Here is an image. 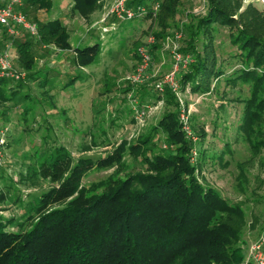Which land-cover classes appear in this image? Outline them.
<instances>
[{
	"label": "rangeland",
	"instance_id": "1",
	"mask_svg": "<svg viewBox=\"0 0 264 264\" xmlns=\"http://www.w3.org/2000/svg\"><path fill=\"white\" fill-rule=\"evenodd\" d=\"M13 1L0 0V4ZM20 1L15 6L30 21L61 20L72 47L41 42L39 34L33 36L22 28L17 36L7 32L10 37L6 39L0 26V41L12 43L13 67L26 73L24 79L9 82L17 88L14 98L0 102L2 121L10 127L6 160L0 169V220H12L9 229L30 228L39 213L35 205L41 194L57 184L37 173L42 153L62 144L75 160L97 159L124 143L129 146L136 142L165 113L176 111L181 129L193 142L191 161L200 182L218 189L246 212L242 229L245 250L264 235V149L253 146L264 129V108L253 130H244L241 124L253 82L228 80L246 65L247 48H240L245 43L241 25L264 40L263 0H217L235 21L214 22L197 36H192L187 27L194 24L196 30L197 20L208 13L212 0H146L144 5L159 7L126 20L109 15L114 0L93 4L54 0L49 10ZM104 27L111 29L105 31ZM149 37H154V43L147 45ZM14 39L31 40V70L24 66ZM98 42L102 47L98 58L79 65L75 47ZM192 44L195 52L214 62L222 72L207 77L208 81L198 76L200 89L196 90L192 81L181 79L198 61ZM143 45H147L151 61L144 80L134 82L132 76L139 66ZM176 52L189 55L192 61L180 68L176 91L169 86L158 90L156 84L172 69ZM139 107L147 111L143 123L136 118ZM149 147L151 152L172 148L163 131L154 136ZM144 169L127 147L120 162L88 171L82 186Z\"/></svg>",
	"mask_w": 264,
	"mask_h": 264
},
{
	"label": "trees",
	"instance_id": "2",
	"mask_svg": "<svg viewBox=\"0 0 264 264\" xmlns=\"http://www.w3.org/2000/svg\"><path fill=\"white\" fill-rule=\"evenodd\" d=\"M25 1L45 10L54 4V0ZM76 1L93 4L97 0ZM145 2L129 0L128 5ZM231 15L212 0L208 13L197 20L196 30L193 31L194 24L187 28L197 36L214 22L232 24L235 20ZM37 23L41 42L72 47L61 20ZM2 27L5 38H9L6 27ZM241 33L245 43L240 48H247L243 51L247 66L232 73L228 80L253 82L241 124L244 130L252 131L264 108V40L248 33L242 25ZM239 38L235 37V41ZM13 41L24 66L31 70V40ZM4 45V40L0 41V47ZM191 47L195 52L194 44ZM101 49L99 42L77 45V63L83 66L95 61ZM195 53L198 61L181 78L183 82L192 81L194 90L200 89L198 76L208 81L207 77L214 73L222 75L214 62ZM11 80L0 78V102L14 98L17 88L9 83ZM159 131L167 134L172 148L151 152L149 144ZM260 131L262 135L253 146L264 149V129ZM127 147L145 166L144 170L82 186L88 171L120 162ZM193 147L181 129L179 113L170 111L136 142L129 146L124 143L97 159L75 160L62 144L42 153L37 173L57 184L41 194L35 205L39 213L27 230H11L8 226L12 220H0V264H240L247 252L242 235L246 212L240 205L230 203L218 189L200 182L191 161ZM58 203L61 205L54 206Z\"/></svg>",
	"mask_w": 264,
	"mask_h": 264
},
{
	"label": "built area",
	"instance_id": "3",
	"mask_svg": "<svg viewBox=\"0 0 264 264\" xmlns=\"http://www.w3.org/2000/svg\"><path fill=\"white\" fill-rule=\"evenodd\" d=\"M129 0H114L110 9L109 15L115 16L118 19L126 20L132 19L149 12H153L154 8L157 9L159 4L154 5L152 8L146 5H137L132 7L128 5ZM21 3L20 0H14L11 3L0 4V25L6 27L7 32L12 36L19 35V28L26 30L33 36L38 35V23L30 21L27 16L15 5ZM113 27V26H112ZM111 27H104L105 31H109ZM154 43V37H149L147 45ZM147 45H143L139 49L140 63L132 76L134 82H142L147 76L149 64L151 61V54ZM12 43L7 41L3 47H0V78L5 77L14 80H22L26 77V73L16 70L11 63L10 48ZM192 58L187 55L183 56L180 52L175 53V62L172 69L165 75L163 80L157 82L156 88L164 90L166 86L177 90L179 82L177 79L178 72L181 67H186ZM137 102V101H136ZM136 118L139 122L143 123L147 111L145 108L136 109ZM184 120V119H183ZM189 128L188 126H185ZM10 133V127L3 123L0 111V169L4 165L7 153V140ZM240 264H264V235L251 243L248 247L245 258Z\"/></svg>",
	"mask_w": 264,
	"mask_h": 264
},
{
	"label": "bare ground",
	"instance_id": "4",
	"mask_svg": "<svg viewBox=\"0 0 264 264\" xmlns=\"http://www.w3.org/2000/svg\"><path fill=\"white\" fill-rule=\"evenodd\" d=\"M264 1V0H263Z\"/></svg>",
	"mask_w": 264,
	"mask_h": 264
}]
</instances>
